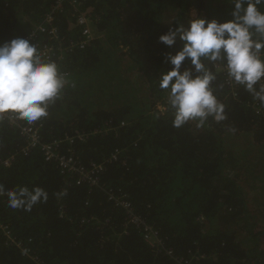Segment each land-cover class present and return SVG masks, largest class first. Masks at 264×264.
I'll list each match as a JSON object with an SVG mask.
<instances>
[{
	"label": "trees",
	"instance_id": "16d2710c",
	"mask_svg": "<svg viewBox=\"0 0 264 264\" xmlns=\"http://www.w3.org/2000/svg\"><path fill=\"white\" fill-rule=\"evenodd\" d=\"M231 10L227 0H0V44L17 37L48 43L38 32L46 24L65 45L78 43L77 18L94 20L97 37L88 47L50 59L66 85L36 125L42 141L56 142L61 154H73L84 167L105 168L94 184L77 185L73 172L64 173L15 128L1 124L0 161L11 164L0 163V184L40 187L48 199L28 211L0 196V225L10 231L7 238L0 229V264H264L247 206L251 183L243 176L251 158L234 152L236 144L248 145L246 152L264 150V105L242 86L229 89L223 65L205 60L216 73L211 86L227 119L175 128L158 83L172 67L167 55L182 47L179 40L171 48L159 42L169 26H187L192 13L226 22ZM125 60L143 78L146 96L112 84L109 69L117 71ZM103 94L113 100L100 103ZM258 160L264 177V158ZM111 197L125 202L139 223ZM145 227L161 238L159 249L145 241Z\"/></svg>",
	"mask_w": 264,
	"mask_h": 264
},
{
	"label": "clouds",
	"instance_id": "9594fccd",
	"mask_svg": "<svg viewBox=\"0 0 264 264\" xmlns=\"http://www.w3.org/2000/svg\"><path fill=\"white\" fill-rule=\"evenodd\" d=\"M231 19L197 18L169 26L159 42L171 48L177 40L182 47L167 61L171 69L159 76V88L166 92L167 107L173 111V127L196 122L202 127L208 118L216 122L227 119L225 105L215 95L212 82L216 73L205 60L220 63L229 80L242 86L264 105V0H227ZM187 62V64H185ZM66 85L55 61L45 58L31 38L17 37L0 44V116L33 123L48 115L49 105L58 99ZM9 206L30 211L46 202L47 192L40 188L5 189Z\"/></svg>",
	"mask_w": 264,
	"mask_h": 264
},
{
	"label": "built area",
	"instance_id": "2783aa9c",
	"mask_svg": "<svg viewBox=\"0 0 264 264\" xmlns=\"http://www.w3.org/2000/svg\"><path fill=\"white\" fill-rule=\"evenodd\" d=\"M93 21L94 20L85 16L78 17L75 27L81 32V41L78 43L69 42L67 45L58 39L56 30L53 27H48L50 26L48 24L42 25L38 28V32L40 34L47 35L49 37V42L44 44L36 43V45L45 58L52 59L57 56L58 59L61 60L69 48L78 47L79 49H84L88 47L92 41H94V37L90 30V25ZM222 70L226 72L224 68ZM229 83H231L229 84V89H235V87H233L235 86V83L231 80ZM3 123H6L11 128H15L29 146L40 149L43 152L46 161L55 162L64 173L65 171L73 172L75 174L73 178L77 177L75 180L77 185H80L85 181H89L94 184L96 181L95 177L105 170L102 164L97 163H91L88 167L82 166L76 161V159L73 157V154H61L57 149L56 142L44 143L40 135L39 127L36 125L37 122L28 123L24 120L15 119L11 114H5L0 116V126ZM23 151L28 152L29 148L24 147ZM0 163L3 166L8 167L11 164V159H3L0 161ZM111 198L117 203L120 202V204L128 209V205L125 202L119 201L117 197ZM128 215L130 222L135 224L139 223V219H137L129 209ZM0 229L3 230V233L7 238H10V231L6 226L0 225ZM145 241L152 248L159 249L162 246L161 238L149 227H145Z\"/></svg>",
	"mask_w": 264,
	"mask_h": 264
},
{
	"label": "rangeland",
	"instance_id": "374dc122",
	"mask_svg": "<svg viewBox=\"0 0 264 264\" xmlns=\"http://www.w3.org/2000/svg\"><path fill=\"white\" fill-rule=\"evenodd\" d=\"M192 16L195 17V13H192ZM90 30L92 32L93 37L94 38L97 37L94 31L93 22L90 25ZM108 57H109V60L116 61V57L114 54H112V52H110ZM124 73H127L126 77H128L129 79V80L127 79L129 84H126ZM112 75L115 76L114 81H112V84L115 83V87H122V88L132 87L133 90L131 93H134L133 95L138 94L139 96H146L145 92L148 91V87H146L143 84V78L141 77L137 69L131 68L127 60L121 63V67L117 71L115 69L110 68L109 76H112ZM113 94H111L110 96H108L107 94H103L99 102L107 103L106 101L102 100V98L107 99L108 97L111 100H113L112 99ZM158 109L159 110L163 109V106L159 103H158ZM249 148L250 147L246 144H241V145L236 144L234 152L236 155H239L242 158H244L245 156H248L251 158V164L249 168L247 169L248 174L245 175L246 172L243 173V176L248 177L251 183V189L247 190L248 197H249L247 206L249 207V212L251 213V215L256 219V225H257L256 228H258L259 230V248L262 251H264V177L262 175V166L260 164V160H258V157L264 158V150L260 149L259 147H254V148H257L255 152L257 153V156H256L252 151V149L254 148L248 150V152L245 151ZM250 173H252L253 177L250 175Z\"/></svg>",
	"mask_w": 264,
	"mask_h": 264
}]
</instances>
